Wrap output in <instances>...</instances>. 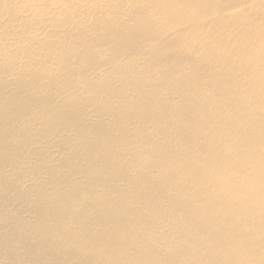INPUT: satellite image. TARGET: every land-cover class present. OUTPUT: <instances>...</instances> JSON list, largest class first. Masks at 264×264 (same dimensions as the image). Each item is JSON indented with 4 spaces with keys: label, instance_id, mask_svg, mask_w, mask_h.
<instances>
[{
    "label": "bare ground",
    "instance_id": "1",
    "mask_svg": "<svg viewBox=\"0 0 264 264\" xmlns=\"http://www.w3.org/2000/svg\"><path fill=\"white\" fill-rule=\"evenodd\" d=\"M0 264H264V0H0Z\"/></svg>",
    "mask_w": 264,
    "mask_h": 264
}]
</instances>
